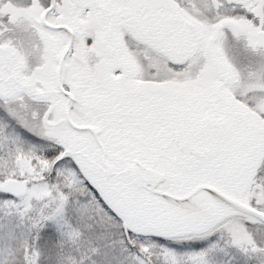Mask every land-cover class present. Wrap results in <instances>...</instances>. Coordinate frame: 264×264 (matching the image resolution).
I'll return each instance as SVG.
<instances>
[{"label":"snow or ice","instance_id":"snow-or-ice-1","mask_svg":"<svg viewBox=\"0 0 264 264\" xmlns=\"http://www.w3.org/2000/svg\"><path fill=\"white\" fill-rule=\"evenodd\" d=\"M0 264H264V0H0Z\"/></svg>","mask_w":264,"mask_h":264}]
</instances>
